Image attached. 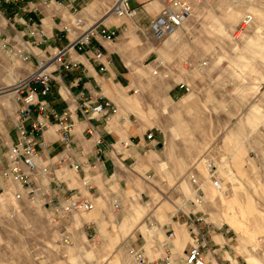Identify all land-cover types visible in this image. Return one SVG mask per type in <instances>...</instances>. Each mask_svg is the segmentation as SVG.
I'll list each match as a JSON object with an SVG mask.
<instances>
[{
  "label": "rangeland",
  "instance_id": "1",
  "mask_svg": "<svg viewBox=\"0 0 264 264\" xmlns=\"http://www.w3.org/2000/svg\"><path fill=\"white\" fill-rule=\"evenodd\" d=\"M73 1L76 10L70 12L82 24L99 19L112 2ZM155 1L157 10L161 0ZM244 11L251 20L237 30ZM189 12L168 41L169 36L152 39L144 28L135 31L144 46L157 51L143 57V46H131L139 56L129 100L160 142L151 149L155 160L148 155L136 165L138 173L122 186L117 207L101 200L90 210L72 212L65 229L52 224L41 206L0 190V264H136L126 246L134 245L137 234L149 253L165 239L160 224L190 209L218 226L221 238L214 240L222 251L210 253L207 263L264 264V0H192ZM115 18L121 17L111 14L108 20ZM2 22L0 39L7 47L0 53V95L11 91L4 82L24 73L18 66L31 57ZM153 62L155 75L149 72ZM171 86L180 89L178 96L168 95ZM13 105V100L0 104V117ZM210 174L220 189L212 186ZM195 192L201 202L194 205ZM90 214L97 217L82 222ZM179 227L182 235L174 227L175 237L168 240L170 264H184L182 248L189 237L186 227Z\"/></svg>",
  "mask_w": 264,
  "mask_h": 264
},
{
  "label": "crops",
  "instance_id": "2",
  "mask_svg": "<svg viewBox=\"0 0 264 264\" xmlns=\"http://www.w3.org/2000/svg\"><path fill=\"white\" fill-rule=\"evenodd\" d=\"M73 2V0L67 2L50 0L48 3H43L40 0H15L11 2L0 0L2 23L11 32H14V36H16L13 39L14 43L26 47L31 55L28 61L18 66V69L21 68L27 72L35 68L37 59L52 56L58 48L65 47L70 42L73 34L62 33L61 27L68 21L71 8H75ZM131 4L136 7V13L130 18L120 16L121 18H115L114 21L108 20L111 14L99 17L107 26L116 27L117 34L113 39L109 40L96 34L89 38L88 44L84 45L82 50H76L74 47L66 49L64 57L76 60V68L56 69L53 64L47 63L51 77L50 87L44 98L48 107L46 112L38 117L45 119L48 125L41 132L30 130V123L36 116L35 110L30 112V116L24 122L25 129L31 132L35 140V149L38 155L46 159L53 158L62 147L60 132L53 113L68 112V118L73 123L72 139L76 147H81V151L73 152L74 160L92 161V141L85 132V127L90 123L96 126L103 139L100 152L101 162L85 172L89 176V186L86 188L80 186L77 182V174H72L69 170L63 174L65 183L70 187V192H79L81 195L90 198L93 205H99L101 200L110 202L113 197H117L120 201L122 186L133 181L132 174L138 173L137 166L144 163L148 155H150V159L155 160L154 155L157 153L151 149L154 144L160 143L154 134H152L153 140L146 142L144 133L150 126H147L143 120L136 116L138 105L129 100V90L134 85L132 78H135L132 75V66L137 62L139 56L134 48L138 45L143 46L141 55L147 53L143 57H146L150 51H157L155 46H144L135 32L138 27L140 29L147 27L148 21L157 11V2L155 0H132ZM89 6L87 4L83 9L86 10ZM121 25L123 28L120 27ZM125 33H128L127 38L121 42L120 40ZM170 37L164 41H168ZM95 45L103 52L100 59L105 63L103 69L99 68L100 61L93 57L92 47ZM131 46L134 48L132 49ZM4 84H11V82L7 80ZM169 89V96H178L179 88L171 86ZM79 90L84 91V97L78 95ZM105 98H109L117 107V111L110 114L106 119L102 116L86 118L79 109L78 104L85 99L89 100L88 103H90ZM12 100L14 105L11 110L6 112L7 115L0 117L1 162L4 160L6 146L16 141V130L12 121L19 102L15 99L13 91L0 95V104L8 106ZM41 140L45 145L40 143ZM154 141L158 142L153 143ZM108 142L111 143V146L107 144ZM145 143L147 148L143 146ZM146 150L151 151L147 154ZM80 174L81 171L78 172V175ZM6 181L5 178L0 177V184H4ZM10 188L16 189L17 186L12 182ZM126 190L129 192L132 188L128 187ZM96 217L97 215L94 214L82 216V222ZM180 224L178 219L170 218V220L163 221L160 227L163 232L170 228L174 231V227H177L180 235H182ZM139 235H141L140 232L136 236L137 240L134 239L132 242L134 245L142 246L148 257L154 256V251L159 253L156 256H162L163 253L170 251L169 244L161 241L160 243L156 242L153 250L147 253L144 246L145 238ZM214 235L221 238L215 231L211 235L212 240L209 243L214 250L220 251V244L216 246L218 242L214 240ZM176 237L178 240L181 236L178 234ZM186 244L187 241L184 242L183 248ZM172 245L174 247V243ZM207 261L209 259L206 260V264H209ZM215 263L223 264L224 261L219 259L215 260Z\"/></svg>",
  "mask_w": 264,
  "mask_h": 264
},
{
  "label": "built area",
  "instance_id": "3",
  "mask_svg": "<svg viewBox=\"0 0 264 264\" xmlns=\"http://www.w3.org/2000/svg\"><path fill=\"white\" fill-rule=\"evenodd\" d=\"M11 2L15 0H3ZM48 3L50 0H40ZM59 1V0H55ZM192 0H161L156 13L148 21L145 33L152 39H163L167 34L179 28L186 19L191 8ZM72 10H76L72 8ZM109 12L114 16L132 17L136 13V7L130 3V0H112ZM70 12L68 21L62 24V33H72L73 38L65 46L58 48L52 56L44 59H37L35 68L16 76L6 89H13L15 99L19 104L15 110L12 121L16 130V141L6 146L3 162L0 161V177L5 178L6 183L0 184V190H10L15 200L24 199L27 203L35 206H41L46 212V218L55 226L66 227L67 219L72 212L86 211L93 207L90 198L81 195L79 192H70V187L65 183L63 174L69 170L72 174H77V182L83 188L89 186V176L87 173L93 166L100 162V152L102 150L103 139L94 124H88L85 132L91 137L92 161L74 160L73 152L81 151V147H76L72 139L73 123L68 118V112L60 114L53 113L55 123L60 132L62 147L59 152L51 159L41 158L35 149V140L30 131L24 126L25 120L30 116V112L35 110V119L30 123L31 131L41 132L47 125V121L41 116L47 110V101L44 95L50 87V70L47 63L53 64L56 69L69 70L77 67V61L71 58H65L64 53L68 47H74L76 50H82L83 46L88 44L89 38L99 34L106 39H113L117 30L115 26H107L101 19H95L89 23L82 24L81 17ZM251 20V13L244 11L237 21V30L244 29ZM85 27V28H84ZM123 28V25L120 26ZM138 27V26H136ZM138 30H141L139 27ZM83 32V34H82ZM61 34V32H60ZM6 41L0 39V52L5 51ZM13 46V45H12ZM93 57L100 61V69H103L105 63L100 59L103 56L102 50L98 46L92 47ZM24 55V59H25ZM153 58L152 60H154ZM150 74H157V64L152 63L149 70ZM177 86L183 90H188L185 82L178 81ZM4 89L3 87H0ZM135 91V89H133ZM79 96L84 97V91L79 90ZM81 101L79 109L86 118L93 116H102L108 118L110 114L117 111L116 105L109 99L94 101ZM146 142L153 140L152 132L147 130L144 133ZM154 141L153 143H157ZM45 145L43 140L40 141ZM111 146V143H107ZM147 148L146 143L143 144ZM81 174L78 175V172ZM210 183L217 189L222 186L218 178L212 174ZM9 178V179H7ZM192 181L195 179L192 177ZM15 183L17 188H10L11 183ZM197 189V188H196ZM192 203L201 202V196L195 192ZM112 207L119 205L117 197L110 200ZM176 219L186 227L189 240L187 245L182 249V261L184 264H206V258L214 249L209 241L211 235L218 226L206 219L202 212L196 210H180ZM90 221V220H89ZM85 222V221H84ZM88 220L85 222L87 223ZM220 233H222L220 231ZM165 239L163 243L168 244V240L175 236L173 229L164 231ZM126 252L136 264H170V251L162 256L148 257L142 246H126Z\"/></svg>",
  "mask_w": 264,
  "mask_h": 264
},
{
  "label": "bare ground",
  "instance_id": "4",
  "mask_svg": "<svg viewBox=\"0 0 264 264\" xmlns=\"http://www.w3.org/2000/svg\"><path fill=\"white\" fill-rule=\"evenodd\" d=\"M108 14H111V13H110L109 11H108V12H105L104 16H106V15H108ZM189 14H190V12H189ZM189 14H188V15H189ZM84 28H85V27H84ZM176 31H177V29H175V30L172 31L171 33L167 34L163 39H165L166 37H168V36H170V35L176 33ZM82 34H83V32H82ZM11 91H13V89H11ZM11 91H10V92H11ZM13 94L15 95L14 92H13Z\"/></svg>",
  "mask_w": 264,
  "mask_h": 264
}]
</instances>
